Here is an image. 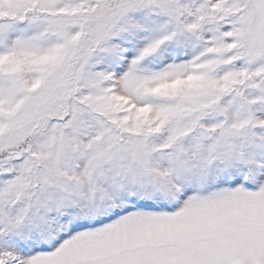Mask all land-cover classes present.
I'll return each instance as SVG.
<instances>
[{
    "label": "snow or ice",
    "instance_id": "snow-or-ice-1",
    "mask_svg": "<svg viewBox=\"0 0 264 264\" xmlns=\"http://www.w3.org/2000/svg\"><path fill=\"white\" fill-rule=\"evenodd\" d=\"M0 264H264V0H0Z\"/></svg>",
    "mask_w": 264,
    "mask_h": 264
}]
</instances>
